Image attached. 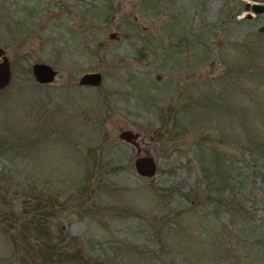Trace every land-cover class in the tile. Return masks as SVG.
<instances>
[{
    "label": "rangeland",
    "instance_id": "rangeland-1",
    "mask_svg": "<svg viewBox=\"0 0 264 264\" xmlns=\"http://www.w3.org/2000/svg\"><path fill=\"white\" fill-rule=\"evenodd\" d=\"M35 1L0 5V264H45L43 229L87 264H264V0Z\"/></svg>",
    "mask_w": 264,
    "mask_h": 264
},
{
    "label": "water",
    "instance_id": "water-1",
    "mask_svg": "<svg viewBox=\"0 0 264 264\" xmlns=\"http://www.w3.org/2000/svg\"><path fill=\"white\" fill-rule=\"evenodd\" d=\"M251 10L255 13L264 12V2H252ZM252 13H247V17H251ZM261 31H264V23L259 26ZM110 37H115L116 32L111 31ZM3 49L0 48V54ZM32 74L36 81L40 83H47L53 81L57 74V69L51 64L44 61H35L32 64ZM12 79V69L10 60L6 54H3L0 59V89L5 88ZM102 81V73L99 70L86 71L82 73L78 79L81 85L98 86ZM139 133L131 128H124L119 132V137L126 141H133L138 137ZM134 166L136 171L143 176H153L156 173L157 161L152 154H139L134 158Z\"/></svg>",
    "mask_w": 264,
    "mask_h": 264
},
{
    "label": "trees",
    "instance_id": "trees-1",
    "mask_svg": "<svg viewBox=\"0 0 264 264\" xmlns=\"http://www.w3.org/2000/svg\"><path fill=\"white\" fill-rule=\"evenodd\" d=\"M42 233L43 245L41 249L43 251V261L45 264H67L72 257L87 264V262L83 260L84 254H82L79 249L70 252L67 247L63 245L64 243H60V240L56 239L57 242L52 241L47 229H43ZM88 264H90V262Z\"/></svg>",
    "mask_w": 264,
    "mask_h": 264
},
{
    "label": "flooded vegetation",
    "instance_id": "flooded-vegetation-1",
    "mask_svg": "<svg viewBox=\"0 0 264 264\" xmlns=\"http://www.w3.org/2000/svg\"><path fill=\"white\" fill-rule=\"evenodd\" d=\"M20 1L21 0H0V5L6 4L10 8V12L5 14L7 19H9V20L13 19V9L12 8L16 4H18ZM71 3L72 2H70V0H36L35 1V4H36V6L38 8V11L40 12V20H41L42 17H45L44 10H45V6H46L47 8L51 9L52 14H54V12L56 13V15H55L56 18H54L56 20L55 23L59 22V20L63 21V18H72L69 15V13L72 12V11H75V10H73V8L71 9V7H70ZM53 7H56V10ZM17 8L18 7H16L15 9H17ZM60 11H63L62 12V16L59 13ZM1 14H0V18L4 17V15H1ZM116 37H117V34H116L115 37H112V38H116ZM0 48L3 49L2 54H0V59H1V56L3 54H6L8 56L7 50L3 46H0ZM8 58H9V56H8ZM10 65H11V62H10ZM11 69H12V67H11ZM12 74H13V72H12Z\"/></svg>",
    "mask_w": 264,
    "mask_h": 264
}]
</instances>
